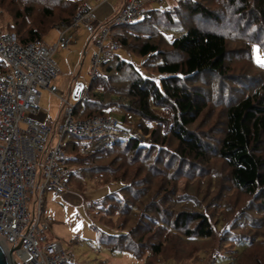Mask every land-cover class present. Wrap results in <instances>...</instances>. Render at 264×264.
<instances>
[{"label":"trees","instance_id":"16d2710c","mask_svg":"<svg viewBox=\"0 0 264 264\" xmlns=\"http://www.w3.org/2000/svg\"><path fill=\"white\" fill-rule=\"evenodd\" d=\"M83 2L84 0H0V15L5 13L6 9L13 13L11 19L4 23L6 28L0 29L12 33L22 45H28L36 40L42 41L50 29L70 19ZM148 12L149 15L146 17L123 24L124 32L113 37L120 48H126L145 57L142 68L122 59L117 53L109 60L101 62L99 74L90 82L88 97L76 105L74 116L88 118L109 114L107 109L112 101L116 100V95L120 94L107 89L106 81L112 74L119 77L123 72H127L128 86L123 90L126 98L121 100L120 105L142 117L140 129L143 135L162 145H170V139L177 142V148L173 151L180 164H184L175 175L180 176L186 163L209 162L207 147L210 144L191 128L208 106L202 92L193 87V84L203 73L217 75L220 78L228 75V59L232 54L229 46L232 40L246 39L244 43L248 46L243 50L249 51L252 59L254 45H260L264 52V0H177L167 8L148 5ZM173 12L193 19L190 20V24L182 23L178 30H173L170 38L168 30L164 31L162 27L170 30L171 27L178 25L179 21ZM197 17L207 23L203 24ZM231 19L234 24L223 22H231ZM208 22L215 25H209ZM252 27H256L255 31L251 30ZM161 45L168 46L169 51L163 50ZM172 54H178L179 59L170 58ZM7 71L8 65L0 59V77ZM109 94L112 95L109 97ZM119 120L125 121V115ZM151 123L155 126H151ZM166 125L170 131H167ZM83 144V139L79 137L73 135L67 137L66 151L70 156L66 159V164L70 167L76 163L81 165L77 170L71 171L69 186L74 185V182H85L81 180L83 179L81 170L96 173L94 177L96 187L111 182H123L118 190L100 201L91 203L89 208L104 211V217L111 218L116 213L126 216L134 207V202L126 195L130 193L133 200H139L140 203L147 198L148 190L143 187V180L134 177L128 181L127 177H119L105 161L111 160L116 165L124 154L134 152L131 160L140 162V165L150 163V160L154 159L155 164L149 166V169L154 171L157 169L156 165L162 164V160L159 161L160 156L153 158L157 148L153 146L146 149L135 136H131L128 140H116L109 146L85 155L80 152ZM217 145L218 148L213 147V150L229 168L234 186L254 201L259 200L256 205L264 211V83L259 90L242 96L229 105L225 114L224 129ZM162 152L160 148L158 153ZM172 156H169L171 158L166 165L171 166V163L177 160ZM161 201L167 202V199ZM119 203L123 204L122 208ZM254 205L255 202L252 200L248 203L249 208ZM226 208H230L228 211L232 210L230 205ZM145 210V215L149 216L146 223H154L151 225L145 223V228L158 224V227L171 230L173 233L182 232L181 236L189 239L193 237L213 239L217 235L212 214L208 208L205 210L200 202L193 200L190 208L180 211L175 218L167 216L164 222L155 214H148L167 213L158 203V199L145 203ZM240 212L244 215V209ZM230 222L231 224L226 220L227 225L223 227L222 233L236 241L235 248L229 251L232 256L225 251V254L219 257V252L225 249L223 241L227 239L222 237L217 241L212 257L204 264H264V238L261 239L263 235L257 232L253 235L238 234L239 237H235L231 228L235 218ZM118 228L112 229L113 234L100 233L99 242L108 246L113 253L125 250L131 252L136 259L142 260L143 251L136 250L135 245L142 246L147 240L143 237V240L134 238L132 242L128 240V236L133 238L135 229L130 234L122 229V224H119ZM240 237L246 240L240 242L238 241ZM149 246L154 255L162 254L160 244L151 243ZM145 248L148 251V247ZM226 257L229 260L227 263L220 261V258Z\"/></svg>","mask_w":264,"mask_h":264},{"label":"rangeland","instance_id":"374dc122","mask_svg":"<svg viewBox=\"0 0 264 264\" xmlns=\"http://www.w3.org/2000/svg\"><path fill=\"white\" fill-rule=\"evenodd\" d=\"M170 4L171 2L168 0H164L161 3L159 1H149L147 6L152 5V7L156 8H167ZM102 8H95V14L98 15L102 11ZM12 14L11 10L6 9L5 13L0 15V28H6L4 23L11 19ZM173 14L179 21L178 25L171 27L172 30L162 27L164 31L168 30L167 34L170 38L173 30H178V26H181L182 23L188 25L189 22L190 24L193 19L188 16L183 17L178 15V12H173ZM199 20L203 24L207 23L201 18ZM230 21L223 22L225 24H234L232 19ZM208 24L215 25L213 22H208ZM239 25L242 26V24ZM255 29L256 27L251 28L252 31H255ZM55 38H57V33L53 27L45 34L43 41L48 44H55L56 41L53 42ZM245 41L246 39H242V41L232 40L230 42L229 47L232 49V54L228 59L229 73L227 76L220 78L217 75L203 73L199 75L198 80L193 84V87L198 88L202 92L208 106L202 117L191 128L197 131L202 139L210 144L207 147L209 162L186 163L183 174L180 176L175 175L184 164H180L179 159L175 157V152L173 151L177 148V142L170 139V145H162L154 142L151 137L143 135L140 129V123L143 121L142 117L120 105L121 100L126 98V93L123 90L128 86L126 81L128 73L123 72L122 76L119 77L112 74V77L106 81L107 89H110L111 92L114 90V93L118 92L120 94H117L116 100L112 101L110 107L107 109L108 113L113 114L119 119L122 118V115H125V121H120L121 126L134 136L140 135L142 139L139 141L144 148L156 147L158 150L155 149L153 158L154 156H160L159 161L162 160V164L156 165L157 169L153 171L149 169V166L155 164L153 162L154 159H151L150 163L140 165V162H132L131 160L134 152L124 154L123 160L117 161L116 165L111 160L105 161V164H108V167H111V170H114L115 174L119 177H127L128 181H131L134 177L143 180V187L148 190L146 193L147 198H144L140 203H138L139 200L134 201L130 193L126 195L130 201L134 202V207L126 216L116 213L111 218L110 216L104 217V211L100 212L99 209L94 210V208H89L91 203L104 199L111 192L118 190L121 187V183H123L119 181L111 182L107 185L96 187L94 182L96 173L89 170H86L87 172L81 170L80 172L81 176H83L81 180L85 182L76 181L77 183L71 184L70 189L63 195H51L49 197L46 205V215L52 223L53 236L75 255L77 264H204L212 257L214 247L219 238H227L223 241L225 249L222 247L223 250L219 252V257L225 254V251L226 254H229V251L235 248L236 241L229 239L230 237L228 236L225 237L222 233L223 227L227 225L225 223L226 220L231 224L230 220L234 218L235 222L231 225V228L235 237H239L238 234L253 235L258 232L260 235H263L261 238L263 240L264 211L260 206L257 207L256 205L257 202L259 203V200L257 202L254 201V199L248 197L234 186L230 178L229 168L213 150V147L218 148L217 141L223 132L225 114L229 105L241 99L242 96H247L255 90H259L264 83V65L258 62V58L264 59L263 49L258 44L254 45V59H252L249 51L243 50L244 47L248 46L244 43ZM131 42H133V38ZM105 45H108V43L105 42ZM161 46L163 50L169 51L168 46ZM245 49L247 50V48ZM66 50L62 54L58 51L54 57L60 69L55 82L61 91L65 92L66 95L64 94V97H67L72 76L70 66L74 67L79 56L82 59L85 58L79 79L88 87L92 80L91 70L94 67L92 61L93 50L91 48L87 57H83L84 52H81L76 47V44L69 46ZM99 51L97 49L98 53ZM116 53L122 59L142 68L145 57L135 52H130L126 48H120ZM169 57L179 59L178 54H172ZM111 95L109 94V97ZM40 108L42 111L48 113L55 122L61 116L63 102L57 95L50 93L48 90H43ZM151 126H155V124L151 123ZM165 128L167 131H170L168 125ZM160 148L163 152L159 154ZM119 154L122 153L119 152ZM171 155L177 160L171 163V166H168L165 163L171 158L169 157ZM69 156L67 152V157ZM79 166H81L80 163H76L72 168L73 170H77ZM157 199L160 206L169 215L167 213L161 215L153 212L148 214H155L162 222L167 220V216L175 218L180 211L190 208L193 200L200 202L201 206L205 210L208 208L212 214L217 235L213 239H202L199 237L189 239L182 237V232L173 233L171 230L158 227V224L145 228L146 220L149 218V216L145 215V203L147 204ZM163 199H167V202L162 203L161 200ZM251 200L255 202V205L249 208L248 203ZM118 205L122 208L123 204L119 203ZM229 205L232 206L231 211H228L230 208H226ZM243 209L245 216L240 212ZM28 211L32 216L33 202L28 204ZM119 224H122V229L127 230L130 234L135 229V232L132 234L133 238L132 236H128V240L132 242L134 238L135 240H147L145 241L146 243H142V246L139 244L135 245L136 250L143 251L144 256L142 260L136 259L131 252L125 250L113 253L108 246L99 242L100 233L113 234L112 229L118 230ZM146 224L151 225L154 223ZM240 238L238 240L240 242L246 240V238ZM148 243L149 245L151 243L160 244L163 250L162 254L154 255ZM146 246L148 247V251L145 248ZM220 261L227 263L229 260L226 257L225 259L220 258Z\"/></svg>","mask_w":264,"mask_h":264},{"label":"built area","instance_id":"2783aa9c","mask_svg":"<svg viewBox=\"0 0 264 264\" xmlns=\"http://www.w3.org/2000/svg\"><path fill=\"white\" fill-rule=\"evenodd\" d=\"M149 1L163 2L123 0L116 16L98 29L100 51L93 59L92 78L99 74L101 62L120 49L113 37L124 32L122 25L149 15ZM79 24L97 30L93 9L85 2L70 19L56 25L59 39L52 45L39 40L22 45L12 33L0 30V59L8 65L7 73L0 77V244L6 252L19 248L14 252L18 264H77L75 255L53 236L46 215L49 197L70 189L73 168L66 164L67 137L83 139L80 152L86 155L134 136L113 114L74 116L76 105L88 97L89 87L80 79L73 82L67 97L59 95L54 53L69 46V30ZM107 39L111 41L105 45ZM43 90L63 102L57 122H50L40 108Z\"/></svg>","mask_w":264,"mask_h":264},{"label":"crops","instance_id":"0c3cea01","mask_svg":"<svg viewBox=\"0 0 264 264\" xmlns=\"http://www.w3.org/2000/svg\"><path fill=\"white\" fill-rule=\"evenodd\" d=\"M111 1V2H110ZM164 1V0H163ZM171 2V4L175 3L177 0H168ZM85 3H87L92 9L93 12L95 14V8H99V7H103L102 11L97 15L95 14L96 17V26H97V30L95 32L89 31L86 27V25L84 24H79L76 27H73L71 30H69L70 36H71V42L69 44V46L75 45L76 47H78L80 49L81 52L83 53V57H87L88 52L90 50V48L93 50L92 51V61L95 58V56L98 54L97 49H99L98 45H97V32L99 31L98 29L108 23L109 21H111L116 14L118 13L119 9L121 8L122 4H123V0H84ZM83 2V3H84ZM103 2V3H102ZM107 3V4H106ZM152 6V5H151ZM56 33H57V38L53 39L54 41H58L59 39V27L54 26ZM111 39H107L106 43H110ZM55 42V43H56ZM42 43L47 44V45H51L53 43H46L45 41L42 40ZM68 46V47H69ZM66 47V49L68 48ZM65 48H58L56 50V52L54 53V57L55 54H57V52L59 51L61 54L65 51H67ZM55 59V58H54ZM57 63V60H55ZM85 61V58H79L77 59L74 67L70 66V71H71V78H70V83H69V91L68 94L70 92L71 86L73 84V82L76 79L80 78V74L82 71V67H83V62ZM58 65V63H57ZM59 68V65H58ZM60 71V69H59ZM55 84L57 85V83L55 82ZM58 86V85H57ZM59 94H61L62 96H64L65 92H62L61 89L59 88ZM67 94V96H68ZM66 95V94H65ZM48 115V120L52 123H54L52 117L47 113ZM58 121V120H57ZM55 121V122H57Z\"/></svg>","mask_w":264,"mask_h":264},{"label":"water","instance_id":"95a60500","mask_svg":"<svg viewBox=\"0 0 264 264\" xmlns=\"http://www.w3.org/2000/svg\"><path fill=\"white\" fill-rule=\"evenodd\" d=\"M19 248H13L9 252L3 248L0 244V264H18V262L14 259V252Z\"/></svg>","mask_w":264,"mask_h":264},{"label":"snow or ice","instance_id":"6c2138e0","mask_svg":"<svg viewBox=\"0 0 264 264\" xmlns=\"http://www.w3.org/2000/svg\"><path fill=\"white\" fill-rule=\"evenodd\" d=\"M258 62L261 63L262 65H264V59H259L258 58Z\"/></svg>","mask_w":264,"mask_h":264}]
</instances>
